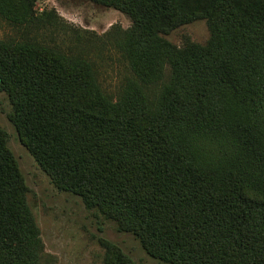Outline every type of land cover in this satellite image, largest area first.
I'll return each instance as SVG.
<instances>
[{"label": "trees", "instance_id": "16d2710c", "mask_svg": "<svg viewBox=\"0 0 264 264\" xmlns=\"http://www.w3.org/2000/svg\"><path fill=\"white\" fill-rule=\"evenodd\" d=\"M90 1L131 19L122 45L135 79L110 94L84 59L0 42V92L21 143L58 189L159 261L264 264V0ZM0 15L31 20L12 0ZM198 20L205 45L162 37ZM25 192L0 130V264L38 262Z\"/></svg>", "mask_w": 264, "mask_h": 264}, {"label": "rangeland", "instance_id": "374dc122", "mask_svg": "<svg viewBox=\"0 0 264 264\" xmlns=\"http://www.w3.org/2000/svg\"><path fill=\"white\" fill-rule=\"evenodd\" d=\"M12 2L17 15L27 11L31 20L17 25L0 15V42L29 43L66 62L84 59L110 94L118 95L124 82L135 79L123 53V32L133 26L125 14L90 0ZM162 37L176 48L187 42L205 45L210 30L198 20ZM191 89L177 90L178 96L188 99ZM11 116L10 101L0 92V130L26 186L25 204L41 246L37 264H112L117 255L127 264H168L148 255L138 238L104 211L86 208L80 197L58 189L21 143Z\"/></svg>", "mask_w": 264, "mask_h": 264}]
</instances>
